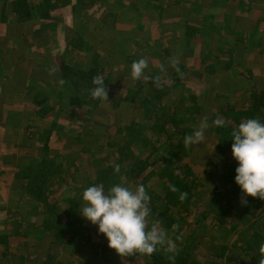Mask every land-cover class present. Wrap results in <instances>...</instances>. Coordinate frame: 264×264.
<instances>
[{"label": "rangeland", "instance_id": "1", "mask_svg": "<svg viewBox=\"0 0 264 264\" xmlns=\"http://www.w3.org/2000/svg\"><path fill=\"white\" fill-rule=\"evenodd\" d=\"M10 1L0 0V16L9 23L6 30L5 21L0 22V236H9L8 244L0 242V264H143L144 258L139 255L120 257L111 249L108 253L102 252L100 245L107 243L106 239L98 235L96 227L82 219L78 211L82 204L81 193L94 181V170L103 166L101 160L104 164L110 160L112 168L117 163L120 169L122 165L128 166L126 163L130 160H135L133 166L136 164L133 150L140 151L138 149L141 147L136 146L140 144V139L128 137L133 143L128 141V150L116 156L105 143L118 134L117 129L128 128L134 123L144 124L148 129L149 125L156 123V119L147 120L144 101H139V98L126 101L118 88H112L117 91L112 102L99 99L93 106L89 103L92 99L85 95V88H81L82 94L79 91L77 94L71 93L64 88L65 96L59 99L61 76L56 68L60 61L66 59L69 45L79 38L84 40V51L72 53L71 57L80 64L89 65L95 63L92 61L95 55L98 64L109 67L111 85L122 88V91L138 85V81H132L129 75L134 55L139 59L148 57V68L160 67L159 71L163 74L160 80L163 81L169 80L172 71H168L169 67L176 68L182 63L193 70L204 57H211L212 62H216L218 57L224 64L231 61V69L226 70L225 65L218 63L217 71H224L211 73L215 80L214 93L205 100L193 102L202 105L198 119L207 117L211 122V115L226 101L241 97L239 104L247 98V92L264 91V0H27L34 8V18L28 20L38 21L25 23H19L13 17L14 3ZM209 9L213 10L211 14L208 13ZM180 19L182 22L193 20L190 22L197 24L199 29L192 31L195 40L198 38L196 41L185 34L186 26L177 21ZM205 51L208 54L204 56ZM140 80L143 81V77ZM35 94H41L37 100L38 108L33 102H36ZM44 98L47 101L43 104L44 108L50 104V107L60 109L57 121L59 127L67 130L60 134L52 132L47 143L52 153L50 156L57 157L61 162L69 159L68 165L71 166H77L80 162L82 168L78 171L77 166V175L73 180L67 177L64 184L59 178L52 179L55 181L45 187V198L64 213L62 220L71 228L89 230V244H92L86 245L82 241L78 244L76 240L77 245L63 248L55 243L51 259L48 260L50 252L46 253V250L50 240L40 239L36 242L35 239L36 235L40 237L47 232L41 229L42 208L32 201L23 181L13 176L16 172L14 166L37 158L43 149L38 138L41 129L51 121V118L43 121L39 117L38 110L43 108L40 101ZM3 99H6L4 103ZM115 100L118 105H115ZM176 100L175 96L171 103L174 110ZM193 103L188 101L187 109ZM196 126L193 125L192 129ZM83 129H88L92 136L87 138V142L81 136ZM148 134L152 135V132L148 130ZM77 139L83 142L78 147L70 143ZM213 140L208 131L201 145L184 147L179 143L181 150L174 153L178 157L177 163L172 165H188L198 179L194 189L197 205L190 211V225L182 230L188 234L193 232L194 237L199 238L192 257L212 264H224L223 259L214 255L212 242L208 239L210 236L201 235L211 224L215 231L226 224L216 225L213 214L205 215V218L203 214L208 207L212 209L215 195L225 197L230 192V186L225 184L224 176L219 173L220 165L207 167L220 159L214 152ZM83 144L90 149V153L86 154L85 149L79 150ZM147 148L150 149L149 146ZM150 158L149 162H155L158 157L152 155ZM9 161L12 165L7 167ZM148 170L146 168L141 173L138 182H128L126 177L120 176L124 173L121 170L115 172L119 175L116 176L119 183L135 187ZM65 171L74 172L72 167L68 170L64 167ZM204 173L206 175L203 176ZM144 184L146 189L159 190L155 178ZM215 199L217 201L218 198ZM9 209H12L10 213ZM201 218L203 220L196 230V223ZM253 218L251 222L255 225L252 229L261 230L264 234V217L258 219L254 215ZM152 221L149 217V226L153 225ZM27 230L29 232L25 235ZM231 234L227 240L230 243L237 237L235 232ZM216 235L219 237V232Z\"/></svg>", "mask_w": 264, "mask_h": 264}, {"label": "trees", "instance_id": "2", "mask_svg": "<svg viewBox=\"0 0 264 264\" xmlns=\"http://www.w3.org/2000/svg\"><path fill=\"white\" fill-rule=\"evenodd\" d=\"M13 3L12 13L14 15L13 17H15V19L17 18V22L25 23L38 21L28 20L34 18V8H32L31 4H28L27 0H17ZM212 11L213 10L209 9L208 13L211 14ZM190 21L193 20L181 21V23L186 26L185 34L190 39L193 38V41H196L198 38L195 40L192 31L197 28L199 29V27H197L196 23ZM199 25L204 26L205 23H200ZM83 43L84 40L80 38L71 43L67 49L66 59L60 61L57 66L58 68H56L61 76V80L64 81L63 84H60L61 91L59 92L58 98L60 99L63 95L64 88L76 94L78 91L82 94L81 88H85L87 93H89V95H87V93H85V95L92 99L89 103L93 106L96 100L99 99H93L91 96L90 90L93 87L91 81L95 76H101L106 84L108 101L112 102L114 100L113 97L117 93V91L112 90V88H118L117 90H119V94L124 96V100L132 102L133 99L139 98V101H144V107L146 109L145 118L147 120L156 119V123L149 125L148 129L143 126L144 124L135 123L130 124L128 128L123 127L120 130L117 129L116 134H118L113 136L111 141L109 140L105 143L106 147H110L116 156V154L118 155V153L121 154L124 150H128V141L133 143L128 137L131 139L133 138V140L134 138L140 139V144H136V146L141 147L138 149L140 151L133 150L136 164L133 166L135 160H130V162L126 163L128 166L122 165L123 167H121L120 170L124 173H120V176L126 177L128 182H138V177L142 175L141 173L144 172L146 168H149L147 174H144L143 178H141L140 184L143 185L145 182L149 183L150 180L155 178L159 187L158 191L146 189L151 197L150 208L152 209V214L150 215V219L151 221L153 220V223L158 222V230L165 231L167 233V239L164 246L160 247L151 257H142L144 258L143 264H212L211 262L197 260L192 257V251L199 238L196 239L193 232L188 234L182 231L184 226L190 225L188 223L190 211L194 210L197 205V194H194V189L197 187L198 179L193 175L188 165L181 166L175 164L176 166H173L172 163L174 164L178 159L177 155L174 153L181 150L180 147L183 144L182 137L190 134L193 130V125L196 126L200 121L198 118L201 114L202 105H197L193 102L197 99L205 100L208 95L214 93L215 80L211 73L215 70L217 71V65L219 64L225 65L226 70L231 69V61L224 64L219 61L218 57H216V62H212L210 60L211 57H204L193 70L185 63L177 65L178 67L176 68H174V66L169 67L168 71H172L167 81L160 80L161 75L163 76L161 71H159V69H161L160 67L158 69L149 67L144 74L143 81L137 80L138 85L135 88L130 87L122 91V88L111 85L110 80L112 73L109 71V67L98 64V57L93 55L92 61H95L96 64L91 61L92 63L89 65H86V63L80 64L71 57L72 53L76 54L84 51ZM248 43L251 44L249 39ZM206 54H208L207 51L204 52V56ZM134 60H139V58L134 55L131 62H134ZM222 71H224V69L218 70L217 72L220 74ZM40 96L41 94L34 95L36 102L34 100L33 102L36 104L37 108L39 107L37 100L40 99ZM175 96L177 100L174 101L173 104L176 110L171 107L173 97L175 99ZM78 98L81 99L80 97ZM238 99H241V97L226 101V104L220 105L216 112L211 115L212 120L216 118L225 120L226 126L219 129L213 127L209 130L210 136L214 138V152L220 159L217 160V163L209 164L207 167L220 165L219 173H222L221 175L224 176L223 179L226 181L225 184L230 186V192L227 193L225 197H221L219 194L215 195L214 197L219 199H217V201L212 197V199L214 198L211 204L213 210L208 207L206 211L203 212L204 218L205 215L213 214V221L216 225L226 224H224L223 227L219 226L220 229H217L218 231H215V228H213L214 225L211 224L202 231V233L204 231L205 233L201 235L202 237L204 235H206V237H211H208V239L210 243L212 242L214 255L217 258L223 259L224 264H263L264 234L261 230H253L252 228L255 224L251 221L254 219V215H256L258 219L264 217V201L249 197L247 205L240 204L239 189L233 183L236 163L233 161L230 152V145L232 142L227 139L230 138L231 129L236 127L237 124L243 120L252 117H258L264 120V91L257 92L251 90L247 92V98L245 99L244 97L245 100L242 102L239 101V104ZM81 100L85 102L83 98ZM4 101H6V99L2 100L3 103ZM188 101L194 105H191V108L187 109ZM40 102H42V105H45V102L47 103L45 98L41 99ZM44 105L42 109L40 108L38 110L39 117L43 119V121L51 118V121L50 124H46V126L41 129L38 138V142L43 145L41 154L37 158H30V161L28 160L25 164L14 166L13 170H16V172L13 176L23 181L26 192L30 195L32 201L38 203L39 207L42 208L41 229L47 231L45 233L50 235H46L44 231H42L45 235L40 237L36 235L35 239L36 242L40 239L50 240L46 250V253H48V251L50 252L48 253V260L51 259V251L55 243L59 244L58 246L60 247H62L63 243H65V247H67V245L73 247V245H77V241L78 244L80 243L79 241H82L87 245L91 242V234L89 230H83L81 228L76 230L74 226L71 228L67 225L62 220L64 213L60 212L55 204H50V200L45 198V187H48L52 181H55L52 179L59 178L64 184L67 177L73 180L74 176L77 175V172L81 171L82 168L80 165L81 163L78 162V171L76 172L77 166L68 165L69 159L61 162L57 157H53V155L52 157L50 156L51 152L49 151L47 143L52 132L60 134L63 130H67L59 127L57 119L60 109L56 106L50 107V104H46L44 108ZM115 105H118L117 100H115ZM75 110H78V108ZM190 110L193 112H190ZM100 123L103 124L101 121ZM148 130H150V133L152 132V135L148 134ZM76 133H80V131H76ZM81 136L85 137L86 142L87 138H92L88 129H83ZM158 141L159 144L157 143ZM70 143L77 146L83 142L77 139L72 140ZM148 146L150 149L147 148ZM146 148L149 152L146 150V154H144L143 151ZM84 149L86 154L90 153V149L85 148L83 144V147L79 150ZM129 151L132 152V149L130 148ZM150 152L151 154H147ZM152 155H157L158 157L155 162H149ZM6 160L8 159L6 158ZM109 161L110 160H108L106 164H104L105 162L103 160L100 161V164L103 163V166L97 167L94 170L95 179L92 182L89 181L90 185L102 184L105 187H109L113 183H119L116 177L119 175L116 174ZM157 164H160L161 167H158ZM11 165L12 162L9 161L7 167ZM115 165H117V163ZM64 167H67V170L72 167L74 171L73 174L70 171L64 172ZM53 168L54 170H52ZM206 173H204L203 176L206 175ZM144 186L146 187L145 184ZM173 186H175L178 191L172 192L170 189ZM180 193H186V198L181 200L179 198ZM11 211L12 209H9L8 213ZM202 220L203 218L197 221L196 230L200 227ZM71 231H73L72 234L70 233ZM28 232L27 230L24 234L26 235ZM216 232H219V237L218 235L215 236ZM233 232L236 233L237 237L234 238L231 243L230 241L227 242L229 237L233 235L231 234ZM196 235L197 233H195V236ZM1 238L0 236V239ZM8 238L9 236L7 235L3 237L0 242L8 244ZM169 247L175 249V251L169 252ZM100 248L104 253H108L110 250L107 247V243L101 244ZM213 252L211 254H213ZM4 255L6 256L5 253ZM40 264L45 263L40 262Z\"/></svg>", "mask_w": 264, "mask_h": 264}, {"label": "clouds", "instance_id": "3", "mask_svg": "<svg viewBox=\"0 0 264 264\" xmlns=\"http://www.w3.org/2000/svg\"><path fill=\"white\" fill-rule=\"evenodd\" d=\"M148 62L140 58L130 65L132 81L144 77ZM63 84L64 81H59ZM90 90L93 99L107 100L106 84L103 77L95 76L91 81ZM225 120L216 118L209 122L202 118L190 134L182 137L184 147L201 145L206 140L210 128H224ZM230 152L234 168L233 183L240 193V204L247 205L248 198L264 201V120L258 117L247 118L238 123L230 131ZM119 172V165L114 166ZM178 191L175 186L170 189ZM186 193H180V199L186 198ZM151 197L144 185L134 188L125 183H113L109 187L102 184H92L85 187L81 193L82 204L79 216L95 226L97 234L107 241V247L114 250L120 257L139 255L151 257L160 247L164 246L167 233L158 230V222L149 226ZM169 252L175 249L169 247Z\"/></svg>", "mask_w": 264, "mask_h": 264}, {"label": "crops", "instance_id": "4", "mask_svg": "<svg viewBox=\"0 0 264 264\" xmlns=\"http://www.w3.org/2000/svg\"><path fill=\"white\" fill-rule=\"evenodd\" d=\"M10 2L12 3V2H14V0H12V1H10ZM6 4H9V2L6 3ZM6 4H5V7H6ZM113 16H114V15H112L111 17H113ZM1 20H4V18H3L2 16H0V22H1V23H4V22L1 21ZM4 21H5L6 30H7V29L9 28V23H7V22H8L7 20H4ZM116 21H117V20H116ZM177 21L181 23L182 20H177ZM20 25H22V24H20ZM113 27H114V26H111L110 28L112 29ZM113 29H114V28H113ZM38 30H39V29H38ZM35 31H36V30H35ZM35 31H34V32H35ZM81 52H82V51H81ZM104 66H106V65H104ZM107 67H108V66H107ZM109 71H110V70H109ZM51 154H52V153H51ZM1 163L3 164V161H2V160H1ZM47 240H48V239H47ZM49 242H50V241H48V243H49ZM64 245H65V243L62 244V247H63V248L65 247Z\"/></svg>", "mask_w": 264, "mask_h": 264}]
</instances>
